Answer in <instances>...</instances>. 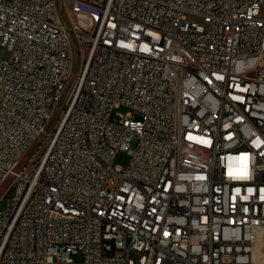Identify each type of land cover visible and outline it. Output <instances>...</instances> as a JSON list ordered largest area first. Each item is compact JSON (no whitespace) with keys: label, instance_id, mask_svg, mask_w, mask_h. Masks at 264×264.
<instances>
[{"label":"built area","instance_id":"2783aa9c","mask_svg":"<svg viewBox=\"0 0 264 264\" xmlns=\"http://www.w3.org/2000/svg\"><path fill=\"white\" fill-rule=\"evenodd\" d=\"M0 205V264H264V0H0Z\"/></svg>","mask_w":264,"mask_h":264},{"label":"rangeland","instance_id":"374dc122","mask_svg":"<svg viewBox=\"0 0 264 264\" xmlns=\"http://www.w3.org/2000/svg\"><path fill=\"white\" fill-rule=\"evenodd\" d=\"M5 57L8 58V55H5ZM117 111L121 112L123 114H127L129 112V109L127 107H121ZM54 122H56V121L54 120ZM54 122L52 123V125L55 124ZM135 145H136V143L134 142L132 144V148H134ZM129 161H130L129 154L121 151V152H119V154L117 155V157L115 159V164L126 168L129 164ZM2 208H3V206L0 205V209H2ZM73 259H74V264H83L82 255L74 256Z\"/></svg>","mask_w":264,"mask_h":264},{"label":"bare ground","instance_id":"6f19581e","mask_svg":"<svg viewBox=\"0 0 264 264\" xmlns=\"http://www.w3.org/2000/svg\"><path fill=\"white\" fill-rule=\"evenodd\" d=\"M254 258L257 262H261L264 261L263 257L258 258V256L256 255V253L254 254ZM259 259V260H258ZM262 263V262H261Z\"/></svg>","mask_w":264,"mask_h":264}]
</instances>
